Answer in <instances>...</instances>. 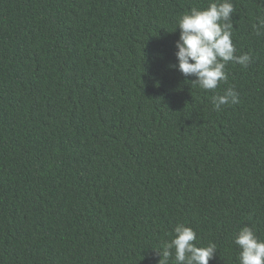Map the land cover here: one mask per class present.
Returning a JSON list of instances; mask_svg holds the SVG:
<instances>
[{"label":"trees","instance_id":"trees-1","mask_svg":"<svg viewBox=\"0 0 264 264\" xmlns=\"http://www.w3.org/2000/svg\"><path fill=\"white\" fill-rule=\"evenodd\" d=\"M209 2L0 0V264H159L180 223L209 264L264 239V0H231L252 62L214 91L172 67Z\"/></svg>","mask_w":264,"mask_h":264},{"label":"clouds","instance_id":"clouds-1","mask_svg":"<svg viewBox=\"0 0 264 264\" xmlns=\"http://www.w3.org/2000/svg\"><path fill=\"white\" fill-rule=\"evenodd\" d=\"M235 6L231 0H210L204 9L193 7L178 18L177 28L180 30L176 41L175 56L178 64L172 65L185 77L195 76L193 84L203 90H216L221 83H227L226 67L229 62L247 68L252 62L249 53L236 55L233 42L232 14ZM257 36H264V18L253 26ZM240 102L239 93L233 86L225 89L222 95H214V110H221L224 105H235ZM174 238L162 242L159 264H169L173 257L174 264H209L215 258L217 246H197L196 231L183 223L174 229ZM239 246V264H264V239H261L252 227H243L234 238Z\"/></svg>","mask_w":264,"mask_h":264}]
</instances>
